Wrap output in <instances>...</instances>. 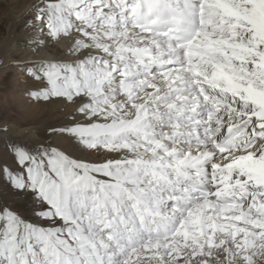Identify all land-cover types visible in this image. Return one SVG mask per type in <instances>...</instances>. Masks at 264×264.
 Wrapping results in <instances>:
<instances>
[{"label":"snow or ice","instance_id":"obj_1","mask_svg":"<svg viewBox=\"0 0 264 264\" xmlns=\"http://www.w3.org/2000/svg\"><path fill=\"white\" fill-rule=\"evenodd\" d=\"M13 7L0 0V10ZM0 124V264H264V0H29Z\"/></svg>","mask_w":264,"mask_h":264},{"label":"rangeland","instance_id":"obj_2","mask_svg":"<svg viewBox=\"0 0 264 264\" xmlns=\"http://www.w3.org/2000/svg\"><path fill=\"white\" fill-rule=\"evenodd\" d=\"M12 21L13 16H11L10 10H0V46L3 40L7 38V29L9 23H12ZM15 41L19 46L16 48L18 54L9 55V59L6 61L0 59V124H2L5 119L15 121L13 126L16 127L18 125L19 127H16V131L13 135H19L25 128H35L42 133L47 124L52 121L47 117L41 121L43 113H41L40 110L31 111L27 106H20L17 101L14 100L13 95L10 94L11 90L6 93L3 87L5 82L14 85L19 77V73L12 66L13 61L17 59L30 60L25 52H23V41L17 39ZM50 108L51 107L48 109Z\"/></svg>","mask_w":264,"mask_h":264},{"label":"bare ground","instance_id":"obj_3","mask_svg":"<svg viewBox=\"0 0 264 264\" xmlns=\"http://www.w3.org/2000/svg\"><path fill=\"white\" fill-rule=\"evenodd\" d=\"M29 2V0H12L13 7H11L9 10L11 11V16H13L12 23H9L8 29H7V38H5L0 46V59L2 61L8 60V56L12 54H18L16 48L19 47L16 44V39L23 41L22 36L23 34L20 32L18 25L14 23L16 18L20 15L22 11H24V8L26 4ZM23 52H25L26 56L29 59H37L38 57L33 56L27 47L23 45ZM15 49V50H14ZM22 58V57H21ZM1 64V63H0ZM1 68V67H0ZM29 108V107H28ZM31 111H37V109L30 108ZM41 113H43L42 120H44L45 117H47L49 120L54 122V119L56 117L62 116L63 113L57 111L55 107H51L50 109H39ZM54 114V116H53Z\"/></svg>","mask_w":264,"mask_h":264}]
</instances>
